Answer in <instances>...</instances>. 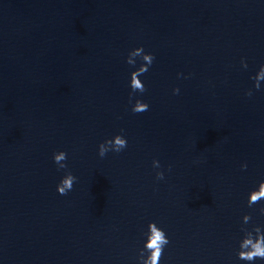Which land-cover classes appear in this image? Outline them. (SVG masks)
Returning a JSON list of instances; mask_svg holds the SVG:
<instances>
[{
    "label": "water",
    "instance_id": "obj_1",
    "mask_svg": "<svg viewBox=\"0 0 264 264\" xmlns=\"http://www.w3.org/2000/svg\"><path fill=\"white\" fill-rule=\"evenodd\" d=\"M262 64L264 0H0V264H144L152 222L159 264H264L238 257L264 231Z\"/></svg>",
    "mask_w": 264,
    "mask_h": 264
},
{
    "label": "clouds",
    "instance_id": "obj_2",
    "mask_svg": "<svg viewBox=\"0 0 264 264\" xmlns=\"http://www.w3.org/2000/svg\"><path fill=\"white\" fill-rule=\"evenodd\" d=\"M134 50V51H133ZM131 50L127 57V63L129 65H134L136 60L133 57H141L145 63H142L137 70L131 72L130 87L132 92H141L145 91V86L139 78L142 74L148 71L149 65L152 64L154 56L152 53L144 52L142 46L136 47ZM241 63L244 67H247L246 62L242 59ZM254 87L259 89L261 84L260 82L264 80V64H262L254 77ZM174 92H179V89H173ZM247 95H252L251 90H248ZM131 99V94H130ZM149 105L137 98L135 103L132 106V111L139 113L145 112L148 110ZM127 147V140L124 136L117 134L110 139H106L104 142L99 145V155L101 157L105 156L108 151L120 152L122 149ZM67 159V153L64 151H57L53 153V160L58 166L59 169H66L67 164L64 163ZM153 168L159 169L161 167L159 160L154 159L152 161ZM243 168H246L247 165H242ZM156 178L158 180L164 179L163 171L156 172ZM76 179L75 176L69 171L66 175L62 177L60 182L57 184V191L61 195H66L73 187V182ZM264 199V180L259 182L257 188L250 191L248 195V205L252 206L253 204L259 203ZM260 212L264 214V207L260 208ZM250 217L246 216L245 221L247 222ZM150 235L146 242L145 247L150 251V256L147 260L144 261V264H159L160 258L163 254L164 246L169 243L168 237L165 235V232L162 228L158 227L155 222L149 224ZM244 231V230H243ZM255 235H247L245 233L244 237L240 241V251L238 257L241 260L245 261H254L259 258L264 260V231L261 230L259 226H256L252 230Z\"/></svg>",
    "mask_w": 264,
    "mask_h": 264
}]
</instances>
